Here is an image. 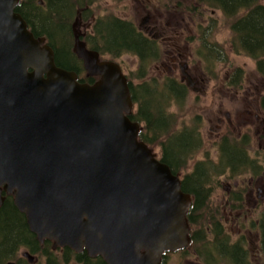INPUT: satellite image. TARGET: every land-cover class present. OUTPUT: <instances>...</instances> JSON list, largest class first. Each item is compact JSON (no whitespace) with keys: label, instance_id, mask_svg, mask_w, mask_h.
<instances>
[{"label":"water","instance_id":"95a60500","mask_svg":"<svg viewBox=\"0 0 264 264\" xmlns=\"http://www.w3.org/2000/svg\"><path fill=\"white\" fill-rule=\"evenodd\" d=\"M19 3L0 0V207L3 191L13 196L41 243L106 264H163L191 242L193 198L139 138L126 75L78 32L74 51L98 77L79 81L29 29Z\"/></svg>","mask_w":264,"mask_h":264},{"label":"flooded vegetation","instance_id":"af4514ba","mask_svg":"<svg viewBox=\"0 0 264 264\" xmlns=\"http://www.w3.org/2000/svg\"><path fill=\"white\" fill-rule=\"evenodd\" d=\"M51 1L52 0H35V2H33V5L39 8L41 11L47 12L48 7H50ZM64 1L67 4L66 8L68 10L70 9L69 14L71 17L73 16V13L75 11L77 12V16L75 18L76 20L72 26V31L74 33V44L76 34L80 31L77 30L79 24L84 26L87 29V32L91 28L89 33H81V31L78 33L81 40L85 43L86 47L89 50L99 53L100 60L113 61L121 67L123 73L127 76L130 90V84L137 85L141 83V80L138 77L140 82L133 83V81L128 77L129 74L125 73V71L123 70V66L121 65V63L116 60L126 53H122L120 56L111 55L109 52L111 46L110 49H104L101 45V41H97V39L104 41L107 34L105 35L103 33V30L107 29L108 24H112L117 21L128 23L137 33H141L143 38L151 43V46L149 47L150 49L146 50V54H144L143 57L138 52L136 54L128 53L135 55L138 65V71L142 69L144 72V82H147L146 84L153 85L154 87H156V89L159 88V90L166 89V83L174 82L181 94L183 90L187 91L185 96L182 95L183 98H181L180 101L185 100L189 91L200 93L202 91L201 88L203 86V83L207 79L205 77V74L201 73L197 66L192 67V63H188V60L192 55L194 58L199 60V62L204 63L207 74L210 72L208 71L209 69L212 70L209 74L211 75V78L215 79L218 77L217 71L215 69L218 63L226 64L229 61L227 56L228 54L221 46L218 45L219 43L215 42L214 38H211L213 30L217 26L218 19L216 17V13L220 11L223 14V12L220 9L211 8L207 5V2L205 3L202 0H134L136 6L139 5L138 7L141 9V12L147 14L146 16H144V18H142V22L143 24H145L144 27L136 25L132 20H129L127 18L96 14L91 9V7L98 0ZM20 3L18 6H20ZM147 9L149 10L148 12ZM27 12L29 11L27 10ZM165 17L166 21H163ZM83 19H86V22L83 23ZM152 19H154L152 23L154 26L152 24H149ZM87 20L90 21L88 22ZM184 21L190 22L188 24H185ZM28 25L31 30L32 26H30L29 23ZM190 25L193 27H190ZM37 37H45L46 41L49 43L48 37L46 35ZM195 42L196 45L193 46L192 44H195ZM97 43H100L99 46H97ZM164 44L166 48L163 47ZM190 46L193 47L190 49ZM106 54H110L111 56H113V58L107 59ZM76 56L81 59L83 68L85 69L83 59L80 58L77 54ZM158 61H160L168 71L162 72L164 74V80H159L157 78L158 76L155 75H151V78H149V69L153 67ZM253 61L255 62V60ZM171 66L172 68L177 66L181 70L184 67L185 73L182 71L183 75H181L180 79L172 75L171 69H168ZM78 70L82 72L80 68ZM227 71L228 73L225 79L222 80V83H220L223 86L221 91H224L226 94L232 92L234 96H238L239 94H241L243 101H239L240 108L235 112V114H233V116H231V113H229V111H221L223 109L219 110L218 116L216 118L215 130L218 131L217 136L219 137V139L217 144L219 146L220 156L218 164L216 166L212 164L211 166L215 173L220 176H226V174H228V177L230 178H239L241 176L250 175V178L247 182L248 193L244 194V190L242 189L243 187L236 188L234 192H230L227 194L226 199L219 204L220 207L211 208V211L204 212L203 217L211 221V217L213 215L224 227L225 231L228 233L231 239L232 234L227 230L226 224L235 221L239 233L237 234V239L232 240L234 242H239L241 246L245 250H248V253H250V249H248L247 247L248 238L246 235V230H249L252 227H257L261 232L260 227L258 226L260 225V220L258 222L252 221L248 216L249 213L243 212L242 208L245 206L244 203L246 202L247 195V199L254 202L259 201L264 195V83L262 82V84L259 85H257L256 83H246V71L242 67H229ZM257 73L263 78L262 80H264V77L258 71ZM138 75L139 73L136 76ZM78 78H80L79 74ZM93 80L85 82H89L92 84L96 80H98V78H94ZM204 92L206 93V89ZM162 96L164 95L162 94ZM174 100L179 102V100ZM164 102H166V100L160 98V103L163 104ZM136 112L137 104L134 101L133 112L130 115V118ZM133 121H137L140 124V139L141 133L143 131H150L147 128V123H145L144 121ZM201 124L202 123L197 125ZM194 127L189 128L187 126L184 127V129L186 130L187 134L196 138L200 142L198 143V148L195 149V151H199L202 147L201 143H203L204 140L203 137H201L199 130L194 129ZM184 129H182L180 133H182ZM180 133L176 132V134L178 135ZM254 141H256L255 144L258 146L256 148L255 144H253ZM148 146L153 150L151 145L148 144ZM253 149H255L256 154L258 153V151H262V158H260L261 156L258 157L252 154ZM164 151V147L161 146V152L159 153V155L155 152L157 158L161 161L162 157L164 156ZM222 151H228L226 153V157L221 154ZM232 151L234 158L233 162L231 163L229 161V154H232ZM222 158L225 159L226 164V168L224 169L221 165ZM175 174H179L181 178H183L180 172ZM3 194L8 195L5 191H3ZM194 194H191L193 198L195 197ZM263 213L264 210L261 212V214ZM46 240L51 241V244H49L48 247L51 248L54 253H57V264H66L67 251H69L68 253L70 258L81 253H86L90 258L97 257H91L86 250L77 252L67 246L55 247L52 240ZM45 241L43 243H45ZM27 251L28 250H25L23 252V257L27 261H29V259L24 255V253ZM29 252L31 253V251ZM33 255L35 256L37 261V255ZM55 260L56 259H54V261ZM224 260H226V264H231L228 259ZM73 262L76 264H81L77 260H73ZM250 262L252 263L251 260ZM29 263L31 262L29 261Z\"/></svg>","mask_w":264,"mask_h":264},{"label":"trees","instance_id":"16d2710c","mask_svg":"<svg viewBox=\"0 0 264 264\" xmlns=\"http://www.w3.org/2000/svg\"><path fill=\"white\" fill-rule=\"evenodd\" d=\"M31 1L21 0L16 10L32 26L31 30L36 36L46 35L48 37L49 44L55 49L57 65L77 72L81 82L93 80L94 77L88 75L81 59L73 51L74 33L69 23L70 9L66 8L65 1L52 0L47 12L34 6L35 0ZM202 1L207 2L211 8L220 9L224 16L231 20L232 40L230 43L234 52L255 60L257 71L264 77V2L261 0ZM103 31L105 35L107 34L105 40L97 39V41H101L104 49H110L111 46L109 50L111 55L120 56L122 53L136 54L138 52L143 57L146 50L150 49L151 43L123 21L108 24L107 29ZM99 44L97 43V46ZM79 68L82 72L78 70ZM138 73L137 77L140 78L141 83L130 84L132 97L137 104V112L131 118L147 123L150 131H143L141 139L149 145L161 144L159 140L161 137L169 138L163 143L165 151L162 161L168 164L174 173H179L178 169L182 165L180 163L187 165L197 155L199 151L195 149L198 148L200 142L189 134L184 135L182 132L177 135L176 129H170L169 113L165 111V105L170 99L180 101L187 91L183 90L181 94L174 82H168L166 83L167 88L160 89L161 92L159 88L156 89L153 85L144 82L142 69ZM160 98L165 99L166 102L161 104ZM224 152L221 153L223 156H225ZM229 155V161L232 163L233 151ZM221 165L223 169L226 168L224 158H222ZM182 177L183 190L187 193H195V197L188 215L192 228V241L190 245L178 252L185 256L187 262L190 257H195L194 260L198 264H219L224 259H228L231 264H251L248 250H245L239 242H234L213 215L211 221L203 217L204 212L211 211L206 196L205 183L208 181L209 171L205 168V163L198 161L193 171ZM5 196V201L0 207V264H7L11 260H16V264H30L22 254L18 257L22 248L31 251L32 254L45 257L46 260L48 259V264H57L58 258L48 247L51 241L46 240L43 244L39 243L35 234L28 228L25 214L14 205L13 196ZM258 226L261 230V246L264 255V213ZM68 252H66V264L71 260H77L81 264H106L101 256L90 258L86 253H81L70 258ZM170 254L171 252L168 251L163 264H170Z\"/></svg>","mask_w":264,"mask_h":264},{"label":"rangeland","instance_id":"374dc122","mask_svg":"<svg viewBox=\"0 0 264 264\" xmlns=\"http://www.w3.org/2000/svg\"><path fill=\"white\" fill-rule=\"evenodd\" d=\"M261 1L264 2V0ZM138 6H136L134 0H98L92 5L91 9L96 14L127 18L129 20H132L136 25L144 27L145 24H143L142 18H144V16H146L147 14L142 13L141 9ZM148 11L149 10L147 9V12ZM76 16L77 12L75 11L73 13V16L69 20L71 28L76 20ZM216 17L218 19L217 26L213 30L211 38H214L215 42L219 43L218 45L221 46L224 51L228 54L227 56L229 61L226 64L218 63L215 68L218 77L215 79L211 78V75L209 74L212 70L209 69L208 71L210 72L207 74V70L204 66V63L199 62V60L194 58L192 55L188 60V63H192V67L197 66L201 73H204L205 77L207 78L201 88L202 91L200 93L189 91L185 100L178 102L174 99H170L165 105V111L169 113L170 129L174 128L176 129L175 132L180 133V131L184 129V127L188 126L189 128H192L195 126L194 129L199 130L201 137H203L204 141L203 143H201L202 147L200 148L197 155L194 157V159H191L187 163V165L180 163V165H182H179L180 168L178 169V171L181 173L182 176L185 174H190L193 171L194 165L198 161H203L205 163V168L209 171V178L207 183H205L207 189L206 196L207 202L210 203L211 208L220 207L219 204L226 199L227 194L230 192H234L236 188L243 187L242 189L244 190V194L248 193L247 182L250 178V175L241 176L239 178H230L228 177V174H226V176H220L215 173L211 166L212 164L215 166L218 164L220 156L219 146L217 144L219 139V137L217 136L218 131L215 130L216 118L218 116L219 110L223 109L221 111H229V113H231V116H233V114H235V112L240 108L239 101H243L241 94H239L238 96H234L232 92L226 94L224 91H221L223 86L220 83H222V80L225 79L228 73V68L234 66L242 67L246 71V83H256L257 85L262 84V82L264 83V80H262L263 78L257 73L255 62L250 57L242 54H237L233 51L230 43V40H232V34L230 29L231 20L227 19L220 11L216 13ZM153 20L154 19H152L149 24H152ZM87 21L89 22L90 20ZM163 21H166V17ZM82 22H86V19H83ZM184 22L185 24H188L190 21ZM190 27L193 26L190 25ZM77 30H80L81 33L87 32V29L81 24L78 25ZM90 30L91 28L87 33H89ZM192 45L195 46L196 42ZM193 46H190V49ZM163 47L166 48L165 44ZM106 58L112 59L113 56H111L110 54H106ZM116 60L121 63V65L123 66V70L125 71V73L129 74L128 77L133 81V83L140 82L139 78L136 76V74H138V65L135 55L126 53ZM168 69H171L172 75L176 76L178 79H180L181 75H183L182 70L177 66H175L174 68H172L171 66ZM162 72L168 71L161 64V62L158 61L153 67L149 69V78H151V75H155L158 76L157 78L159 80H164V74ZM205 89L206 93L204 92ZM200 123L202 124L197 125ZM183 133L184 135L187 134L185 129L183 130ZM159 140L161 141V144H154L151 146L154 150V153L156 152L158 155L161 152V146H163V143L167 142L169 138L161 137ZM255 143L256 141L253 142V144ZM256 147L258 146L255 144V148ZM224 154L226 157V151L224 152ZM252 154L258 157L261 156L260 158H262L263 156L262 151H258V153L256 154L255 149H253ZM247 197L246 202L244 203L245 206L242 208V211L248 212V216L251 218V220L258 222L262 216L261 212L264 210V195L259 201L255 202L249 201ZM196 227L197 226H195V228ZM226 228L232 234V239L236 240L237 234L239 232L235 221L226 224ZM246 235L248 238L247 247L248 249H250L248 258L252 261L251 264H264V255L261 253L260 246L261 232L258 230L257 227H252L251 229L246 230ZM24 251L25 248H22L18 257H21V254L23 255ZM36 255L37 261L34 264H48L46 258L41 257L38 254ZM55 255H57V253H55ZM184 257L185 256L181 254V252L171 253L169 263L198 264L194 260L196 259L195 257H190L188 262L187 260H185ZM52 260L54 261V259ZM11 261L15 262L16 260ZM68 264L76 263L71 260ZM220 264H226V260H222Z\"/></svg>","mask_w":264,"mask_h":264}]
</instances>
